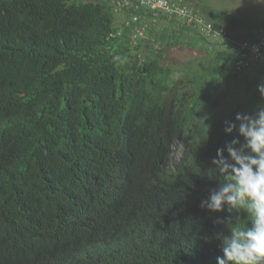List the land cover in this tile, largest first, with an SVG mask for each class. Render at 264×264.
I'll use <instances>...</instances> for the list:
<instances>
[{
	"label": "trees",
	"instance_id": "obj_1",
	"mask_svg": "<svg viewBox=\"0 0 264 264\" xmlns=\"http://www.w3.org/2000/svg\"><path fill=\"white\" fill-rule=\"evenodd\" d=\"M114 8L0 0V264H216L221 238L250 223L244 205L200 202L228 182L211 164L240 139L224 122L264 106V65L238 71L245 38L213 43L159 15L210 45L174 78L165 44L125 24L148 13Z\"/></svg>",
	"mask_w": 264,
	"mask_h": 264
},
{
	"label": "clouds",
	"instance_id": "obj_2",
	"mask_svg": "<svg viewBox=\"0 0 264 264\" xmlns=\"http://www.w3.org/2000/svg\"><path fill=\"white\" fill-rule=\"evenodd\" d=\"M264 99V82L257 85ZM235 121H225L224 132L234 130L242 141L233 138L217 149L211 160L212 171L224 175L228 182L210 190L200 207L210 212L227 211L244 205L250 223L233 226L230 235L221 238L216 264H264V107L254 115L237 113ZM225 152L227 155L225 156ZM220 223L218 217L215 221Z\"/></svg>",
	"mask_w": 264,
	"mask_h": 264
},
{
	"label": "rangeland",
	"instance_id": "obj_3",
	"mask_svg": "<svg viewBox=\"0 0 264 264\" xmlns=\"http://www.w3.org/2000/svg\"><path fill=\"white\" fill-rule=\"evenodd\" d=\"M192 6L202 16L209 18L215 16L218 19L234 22L238 24L244 32L252 30L253 35L264 27V0H182ZM117 14L116 18H119ZM174 25L159 20L149 25L144 35L150 41H162L163 53L161 63L173 69V77L178 78L183 75L188 66L200 67L207 55L206 41L199 43L190 35L174 36ZM247 33V32H246ZM193 34V33H192ZM244 35V34H243ZM197 38V37H194ZM230 40V39H229ZM220 43V42H215ZM161 45V44H160ZM217 47V46H216ZM257 67H253L250 72L257 74ZM264 107V106H263ZM242 137L240 140L242 141ZM183 151V143L177 142L171 152L174 163L178 160Z\"/></svg>",
	"mask_w": 264,
	"mask_h": 264
},
{
	"label": "built area",
	"instance_id": "obj_4",
	"mask_svg": "<svg viewBox=\"0 0 264 264\" xmlns=\"http://www.w3.org/2000/svg\"><path fill=\"white\" fill-rule=\"evenodd\" d=\"M114 11L124 12V7L129 5L133 11L139 9L148 13L141 16L138 13L128 12L125 21L126 26L132 28V38H137L146 32L150 24L157 22L156 16L174 18L180 23L190 26L200 33L208 41L229 43L227 31L222 27H216L207 21L204 16L192 6L181 0H112ZM237 59L234 62L236 70L262 63L264 65V31L255 40H242L236 44Z\"/></svg>",
	"mask_w": 264,
	"mask_h": 264
},
{
	"label": "crops",
	"instance_id": "obj_5",
	"mask_svg": "<svg viewBox=\"0 0 264 264\" xmlns=\"http://www.w3.org/2000/svg\"><path fill=\"white\" fill-rule=\"evenodd\" d=\"M205 17V16H204ZM207 21L211 22L213 25H215L216 27H222L224 28L226 31H227V34L232 38V39H239V38H242V39H247L249 40L252 36H253V31L251 30H247L246 32H244L242 30V28L230 21V22H227L226 20H221V19H218L216 18L215 16L209 18L208 16H206L205 18ZM264 31V27H262L259 31L255 32V36L258 37V35L260 33H262ZM244 34V35H243Z\"/></svg>",
	"mask_w": 264,
	"mask_h": 264
}]
</instances>
